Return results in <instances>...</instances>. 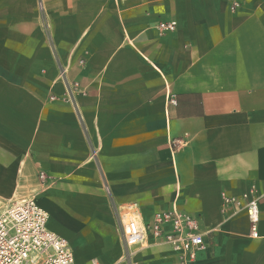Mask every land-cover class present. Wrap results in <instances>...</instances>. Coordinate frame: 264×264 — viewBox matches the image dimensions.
Instances as JSON below:
<instances>
[{"label": "crops", "instance_id": "0c3cea01", "mask_svg": "<svg viewBox=\"0 0 264 264\" xmlns=\"http://www.w3.org/2000/svg\"><path fill=\"white\" fill-rule=\"evenodd\" d=\"M6 174L76 264H180L119 220L172 209L214 230L190 264H264V201L257 240L221 213L223 193L264 194V0H0Z\"/></svg>", "mask_w": 264, "mask_h": 264}, {"label": "built area", "instance_id": "2783aa9c", "mask_svg": "<svg viewBox=\"0 0 264 264\" xmlns=\"http://www.w3.org/2000/svg\"><path fill=\"white\" fill-rule=\"evenodd\" d=\"M232 4V11L239 8ZM158 30L165 35L177 30L176 22H161ZM77 87V85H75ZM68 102H75L72 91ZM175 104V99H171ZM42 179L45 174H41ZM264 194L253 187L240 197L222 194L221 213L230 218L245 212L249 220V237L261 238L259 224ZM123 240L128 248L144 247L149 239L170 246L180 264H190L205 248V238L214 230H203L199 218L177 209L157 212L150 223H144L134 213L119 217ZM49 214L36 198L14 201L0 214V264H76L75 255L64 238L49 231ZM92 264H100L94 260Z\"/></svg>", "mask_w": 264, "mask_h": 264}, {"label": "rangeland", "instance_id": "374dc122", "mask_svg": "<svg viewBox=\"0 0 264 264\" xmlns=\"http://www.w3.org/2000/svg\"><path fill=\"white\" fill-rule=\"evenodd\" d=\"M12 178H13V175L6 174L5 185L3 186V184L0 183V214L9 205H11L12 202L21 199L18 195L17 196L11 195L8 197L9 193L12 192V189L10 187L12 185ZM33 196H35V195H29V196H25V197L27 198V197H33ZM13 197H14V199L11 201V199Z\"/></svg>", "mask_w": 264, "mask_h": 264}]
</instances>
